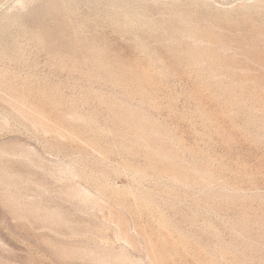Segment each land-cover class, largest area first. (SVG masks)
Segmentation results:
<instances>
[{"label":"rangeland","instance_id":"374dc122","mask_svg":"<svg viewBox=\"0 0 264 264\" xmlns=\"http://www.w3.org/2000/svg\"><path fill=\"white\" fill-rule=\"evenodd\" d=\"M0 24V264H264V0H0Z\"/></svg>","mask_w":264,"mask_h":264},{"label":"bare ground","instance_id":"6f19581e","mask_svg":"<svg viewBox=\"0 0 264 264\" xmlns=\"http://www.w3.org/2000/svg\"><path fill=\"white\" fill-rule=\"evenodd\" d=\"M55 1H57V0H55ZM51 2H52V1H51ZM53 2H54V0H53ZM59 2L62 3V1H59ZM59 2H58V3H59ZM55 3H57V2H55ZM61 3H60L59 5H61ZM64 5H65V4H64ZM48 6H50L49 3H48ZM54 6H55V4H54ZM52 7H53V6H52ZM55 7H56V6H55ZM55 7H54V8H55ZM60 7H63V6H60ZM44 8H45V7H44ZM46 9H48V8L46 7ZM49 9H51V8L49 7ZM51 10H52V9H51ZM60 10H61V9H60ZM53 11H54V10H53ZM44 12H46V14L49 13V11H46V10H45ZM55 12H56V9H55ZM59 12H60V11H59ZM50 13H51V11H50ZM52 13H53V12H52ZM57 14L59 15L58 12H57ZM52 15H53V14H52ZM63 15H64V14H63ZM63 15L61 14L62 18H64ZM56 16H57V15H56ZM61 16L59 15V17H61ZM65 17H66V15H65ZM67 20H68V18H67ZM59 21H60V20H59ZM63 21H65V20H63ZM63 21H62V22H63ZM38 22H40V20H39ZM65 22H66V21H65ZM67 22H68V21H67ZM40 23H41V22H40ZM70 24H71V23H70ZM0 25H1V24H0ZM7 25H8V24H7ZM39 25H43V24H38L37 26H39ZM64 25H65V24H64ZM45 26H46V25H45ZM66 26H67V25H66ZM68 26H69V24H68ZM5 27H6V26H4L3 28H5ZM43 27H44V26H43ZM47 27H48V26H47ZM45 28H46V27H45ZM0 29H1V28H0ZM37 29H38V28H37ZM40 29H41V28H40ZM42 29H43V28H42ZM65 29H66V28H65ZM43 30H44V29H43ZM0 31H1V30H0ZM5 31H6V30H5ZM41 31H42V30H40V33H41ZM47 31H48V30H47ZM70 31H72V30L70 29ZM70 31H68V32H70ZM78 31H79V30H78ZM259 31H260V30H259ZM1 32H2V31H1ZM44 32H45V31H44ZM44 32H43V33H44ZM2 33H4V31H3ZM75 33H77V32H75ZM191 33H192V32H191ZM36 34H37V32H36ZM44 34H45V33H44ZM44 34H43V35H44ZM47 34H48V33H46L45 35L48 36ZM70 35H72V34H70ZM0 36H2V35H0ZM50 36H52V35H50ZM77 36H79V35H77ZM80 36H81V35H80ZM36 37H37V36H36ZM36 37H35V38H36ZM72 37H73V36H72ZM82 38H84V37H82ZM257 38H258V37H257ZM0 39H1V38H0ZM44 39H45V38H44ZM69 39H71V38H69ZM72 39H73V38H72ZM253 39H254V38H253ZM255 39H256V38H255ZM40 40H41V39H40ZM48 40H49V39H48ZM77 40H78V38H77ZM82 40H83V39H82ZM216 40L219 41L218 38H217ZM1 41H2V40H1ZM43 41H44V40H43ZM251 41H252V40H251ZM13 42H14V41H13ZM40 42H41V41H40ZM48 42H49V41H48ZM48 42H46V43H48ZM44 43H45V42H44ZM44 43H43V44H44ZM49 43H50V42H49ZM49 43H48V44H49ZM51 43H52V42H51ZM76 43H78V42H76ZM223 43H224V42H223ZM251 43H252V42H251ZM41 44H42V43H41ZM52 44H53V43H52ZM79 44H80V43H79ZM83 44H84V43H83ZM92 44H93V43H92ZM195 44H198V43H195ZM254 45H255V44H254ZM50 46H51V45H50ZM90 46H91V43H90ZM93 46H94V45H93ZM205 46H206V47H205V53H206V52H209V51L206 50V48L209 47V48H208V50H209L211 46H209V45H208V47H207V45H205ZM252 46H253V45H252ZM15 47H16V46H15ZM77 47H78V46H77ZM80 47H81V45H80ZM193 47H194V46H193ZM263 47H264V46H263ZM85 48H86V47H85ZM90 48H92V46H91ZM190 48H191V47H190ZM196 48H197V47H195L194 51H196ZM198 48H199V47H198ZM200 48H201V46H200ZM202 48H203V46H202ZM255 48H256V47H255ZM74 49H75V47H74ZM95 49H97V48H95ZM259 49H260V48H259ZM78 50H79V48H78ZM78 50H77V51H78ZM81 50H82V48H81ZM87 50H88V49H87ZM192 50H193V49H192ZM197 50H198V49H197ZM200 50H201V49H200ZM190 51H191V50H190ZM190 51H189V52H190ZM202 51H203V50H201V52H202ZM255 51H256V50H255ZM67 52H68V51H67ZM83 52H85V50H84ZM92 52H93V51H92ZM191 52H192V51H191ZM196 52H197V51H196ZM201 52H199V54H202ZM210 52H211V50H210ZM210 52H209V53H210ZM262 52H263V51H262ZM81 53H82V52H81ZM95 53L97 54V52H95ZM98 53H99V51H98ZM194 53H195V52H194ZM194 53H193V54H194ZM209 53H208V54H209ZM212 53H213V52H212ZM59 54H60V53H59ZM72 54H73V53H72ZM72 54H71V55H72ZM82 54H83V53H82ZM191 54H192V53H191ZM193 54H192V55H193ZM6 55H7V54H6ZM83 55H84V54H83ZM83 55H82V56H83ZM203 55H206V57H207V54H203ZM209 55H211V53H210ZM214 55H215V54H214ZM76 56H78V55H76ZM99 56H100V55H99ZM190 56H191V55H190ZM200 56H201V55H200ZM211 56H212V55H211ZM215 56H216V55H215ZM215 56H213V57H211V58H212L213 60H215V59H214ZM0 57H1V55H0ZM60 57H61V56H60ZM60 57H59V58H60ZM65 57H66V56H65ZM86 57H87V56H86ZM92 57H93V56H92ZM92 57H91V58H92ZM195 57H197V56H195ZM202 57H203V56H202ZM202 57H201V58H202ZM206 57H205V58H206ZM3 58H4V57H3ZM88 58H89V57H88ZM91 58H90V59H91ZM98 58H99V57H98ZM207 58H208V57H207ZM216 58H217V57H216ZM61 59H62V58H61ZM84 59H86V58L84 57ZM195 59H196V58H195ZM195 59H194V61H197V62H199L200 60H202V59H198V60H199V61H198V60H195ZM212 59H211V60H212ZM218 59H219V57H218ZM62 60H63V59H62ZM65 60H66V59H65ZM76 60H77V59H76ZM81 60H82V58H81ZM81 60H80V61H81ZM96 60H97V59H96ZM100 60H101V59H99V61H100ZM206 60H209V59H206ZM259 60H260V59H259ZM69 61H71V58H70ZM202 61H203V60H202ZM216 61H217V60H216ZM219 61H220V60H219ZM62 62H64V60H63ZM72 62H74V59H73ZM72 62H71V63H72ZM90 62H91V61H90ZM188 62H190V60H189ZM214 62H215V61H214ZM74 63H76V62H74ZM77 63H78V62H77ZM79 63H80V62H79ZM81 63H82V61H81ZM83 63H84V62H83ZM86 63H87V62H86ZM104 63H105V62H104ZM104 63H103V64H104ZM190 63L194 65L193 61L190 62ZM203 63H206V62H203ZM215 63H216V62H215ZM217 63H218V62H217ZM93 64H95V63H93ZM191 64H190V65H191ZM198 64H199V63H198ZM71 65H72V64H71ZM74 65H75V64H74ZM81 65H82V64H81ZM195 65H196V63H195ZM200 65H201V64H200ZM202 65H203V64H202ZM207 65H208V64H207ZM65 66H67V64H66ZM79 66H80V65H79ZM103 66H104V65H103ZM196 66H197V65H196ZM204 66H205V65H204ZM215 66H216V65H215ZM74 67H75V66H74ZM100 67H101V66H100ZM194 67H195V66H194ZM209 67H210V66H209ZM212 67H214V66H212ZM205 68H206V67H205ZM2 69H3V68H2ZM64 69L67 70V68H65V67H64ZM71 69H72V68H71ZM74 69H75V68H74ZM76 69H77V68H76ZM84 69H85V68H84ZM98 69H99V68H98ZM103 69H104V68H103ZM125 69H126V68H125ZM136 69H137V68H136ZM136 69H135V70H136ZM216 69H218V68L216 67ZM4 70H5V69H4ZM77 70H78V69H77ZM109 70H110V69H109ZM112 70H113V69H112ZM129 70L131 71V69H129ZM138 70H139V69H138ZM143 70H144V69H143ZM206 70H208V69H206ZM210 70H211V69H210ZM214 70H215V69H214ZM214 70L212 69V71H214ZM218 70H219V69H218ZM81 71H82V70H81ZM107 71H108V70H107ZM119 71H120V70H119ZM212 71L210 72L211 74H212ZM215 71H217V70H215ZM215 71H214V72H215ZM4 72H5V71H4ZM85 72H86V71H85ZM97 72H98V71H97ZM104 72H106V71H104ZM131 72H132V71H131ZM139 72H140V71H139ZM147 72H148V71H147ZM207 72H209V71H207ZM214 72H213V73H214ZM87 73H88V72H87ZM91 73H92V72H91ZM115 73H116V72H115ZM135 73L138 74V72H135ZM215 73H216V72H215ZM217 73H218V72H217ZM0 74H1V73H0ZM2 74H3V73H2ZM78 74H79V73H78ZM100 74H101V73H100ZM118 74H119V73H118ZM125 74H126V73H125ZM140 74H141V73H140ZM142 74H143V73H142ZM206 74H207V73H206ZM4 75H5V74H4ZM83 75H85V74H83ZM95 75H96V74H95ZM98 75H99V74H98ZM98 75H97V76H98ZM104 75H105V74H104ZM112 75H113V73H112ZM129 75H130V74H128V76L125 75V78H126V76H127V78H128ZM135 75H136V74H135ZM138 75H139V74H138ZM138 75H137V76H138ZM143 75H144V74H143ZM149 75H150V74H149ZM209 75H210V74H209ZM212 75H213V74H212ZM1 76H2V75H1ZM1 76H0V77H1ZM117 76H118V75H117ZM131 76H132V75H131ZM139 76H140V75H139ZM210 76H211V75H210ZM115 77H116V76H115ZM142 77H143V76L141 75V78H142ZM145 77H146V76H145ZM213 77L215 78V75H213ZM2 78H3V77H2ZM93 78H94V77H93ZM106 78H107V77H106ZM4 79H5V77H4ZM12 79H13V78H12ZM107 79H108V78H107ZM109 79H111V78H109ZM138 79H139V78H138ZM217 79H218V77H217ZM134 80H135V79H134ZM212 80H213V79H212ZM22 81H23V80H22ZM115 81H116V80H115ZM138 81H139V80H138ZM140 81H141V80H140ZM121 82H122V81H121ZM135 82H136V81H135ZM1 83H2V81H1ZM16 83H17V82H16ZM108 83H109V81H108ZM118 83H119V82H118ZM5 84H6V82H5ZM20 84H21V83H20ZM24 84H25V83H24ZM111 84H112V83H111ZM113 85H114V84H113ZM8 86H9V85H8ZM116 86H117V85H116ZM224 87H225V86H224ZM229 87H230V86H229ZM229 87L226 86V88H228V89H229ZM0 88H1V86H0ZM5 88H6V87H5ZM15 88H16V87H15ZM230 88H231V87H230ZM38 89H39V88H38ZM228 89H225V90H228ZM16 90H17V89H16ZM226 92H227V91H226ZM232 92H233V89H232ZM21 93H22V92H21ZM96 93H97V92H96ZM227 93H228V95H229V92H227ZM230 93H231V92H230ZM126 94H127V93H126ZM26 95H27V94H26ZM97 95H98V93H97ZM101 95H102V94H101ZM128 95H129V94H128ZM230 95H232V94H230ZM0 96H1V95H0ZM2 96H3V95H2ZM6 96H7V95H6ZM9 96H10V95H9ZM30 96H31V95H30ZM234 96H237V94L234 95ZM20 97H21V96H20ZM229 97H230V96H229ZM1 98H2V97H1ZM237 98H239V97H237ZM237 98H236V101H237ZM102 99H103V98H102ZM231 99H233V98L231 97ZM234 99H235V98H234ZM234 99H233V100H234ZM7 100H8V98H7ZM106 100H107V99H106ZM103 101H105V100H103ZM109 101H110V100H109ZM234 101H235V100H234ZM10 102H11V101H10ZM29 102H30V101H29ZM105 102H107V101H105ZM113 102H114V101H113ZM113 102H112V104L115 105L116 102H115V104H114ZM237 102H238V101H237ZM20 104H21V102H20ZM39 104H40V102H39ZM107 104H109V103H107ZM112 104H111V105H112ZM122 104H124V102H122ZM12 105H13V104H12ZM117 105L120 106V107L123 106V105H119V103H118ZM14 106H16V105H13L12 107L14 108ZM118 106H117V107H118ZM25 107H26V106H25ZM31 107H32V106H31ZM31 107H30V109H31ZM110 107H111V106H110ZM112 107H113V106H112ZM0 108H1V106H0ZM4 108H5V106H4ZM20 108H21V107H20ZM26 108H27V107H26ZM34 108H35V106H34ZM5 109H6V108H5ZM8 109H9V108H8ZM16 109L18 110V108H16ZM122 109H123V111L125 110L124 108H122ZM122 109L119 110V108H118L119 111H122ZM126 109H128V108H126ZM135 109H136V108H135ZM2 110H3V109H2ZM17 110H16V111H17ZM20 110H21V109H20ZM31 110H32V109H31ZM35 110H36V109H35ZM113 110H114V108H113ZM137 110H138V109H137ZM5 111H6V110H5ZM33 111H34V110H33ZM119 111H118V112H119ZM6 112H7V111H6ZM8 112H9V111H8ZM21 112H23V110H22ZM21 112L19 111L18 113L21 114ZM40 112H41V111H40ZM44 112H45V111H44ZM127 112H129V111H126L125 113H127ZM130 112H133L132 109H131ZM130 112H129V113H130ZM139 112H141V111L139 110ZM11 113H12V112H11ZM38 113H39V110H38ZM38 113H37V114H38ZM133 113H135V110H134ZM136 113H137V112H136ZM8 114H9V113H8ZM8 114H7V115H8ZM27 114H28V113H27ZM117 114H121V112H120V113H117ZM123 114H124V113H123ZM127 114H128V113H127ZM127 114H125V115H127ZM130 114H131V113H130ZM141 114H142V113H141ZM9 115H10V114H9ZM9 115H8V116H9ZM31 115H32V114H31ZM131 115H132V114H131ZM135 115H136V114H134L133 116L136 117ZM22 116H23V115H22ZM41 116H42V115H41ZM117 116L119 117V119H120V117H122V116L124 117V115H122V116L117 115ZM12 117H13V116H12ZM28 117H29V115H28ZM35 117H36V116H35ZM46 117H47V116H46ZM123 117H122V118H123ZM127 117H128V116H127ZM137 117H144V116H138V115H137ZM137 117H136V119H137ZM7 118H8V117H7ZM14 118H15V117H14ZM124 118H126V117H124ZM128 118H130V117H128ZM16 119H17V118H16ZM30 119H32V118H30ZM34 119H35V118H34ZM45 119H47V118H45ZM130 119H131V118H130ZM130 119H129V120H130ZM132 119H133V117H132ZM138 119H140V118H138ZM2 120H3V119H2ZM2 120H1V121H2ZM4 120H5V119H4ZM26 120H27V119H26ZM127 120H128V119H127ZM133 120H134V119H133ZM133 120H132V122H133ZM144 120H145V121H146V120L148 121L147 118L144 119ZM29 121H30V120H29ZM35 121H36V120H35ZM39 121L43 122L42 120H39ZM48 121H49V120H48ZM51 121H52V120H51ZM51 121H50V122H51ZM122 121H124V120H122ZM125 121H126V119H125ZM130 121H131V120H130ZM134 121H135V120H134ZM140 121H141V120H140ZM150 121H151V120H149L148 122H150ZM5 122H6V121H5ZM30 122H32V121H30ZM151 122H153V121H151ZM25 123H26V122H25ZM127 123H128V122H127ZM127 123H126V125L129 124V123H128V124H127ZM133 123H135V122H133ZM142 123H143V122H142ZM2 124H3V123H2ZM23 124H24V123H23ZM47 124H48V123H47ZM52 124H53V123H52ZM54 124H56V123H54ZM144 124H145V123H144ZM27 125H28V124H27ZM43 125H44V123H43ZM134 125H135V124H134ZM137 125H138V124H137ZM137 125H136V126H137ZM140 125H141V122H140ZM147 125H149V124H147ZM147 125L145 124L146 127H147ZM153 125H154V127H155L154 122H153ZM153 125L151 126V129H152ZM29 126H30V125H29ZM33 126H35V125L33 124ZM44 126H45V125H44ZM61 126H62V125H61ZM35 127H36V126H35ZM41 127H42V124H41ZM45 127H46V126H45ZM58 127H59V125H58ZM130 127H131V126H130ZM134 127H135V126H134ZM31 128H32V127H31ZM36 128H37V127H36ZM49 128H50V127H49ZM60 128H61V127H60ZM132 128H133V126H132ZM142 128H144V126H142ZM44 129H45V128H44ZM62 129H63V128H62ZM154 129H156V128H154ZM32 130H33V129H32ZM136 130H138V126H137ZM143 130H144V129H143ZM145 130H148V129L146 128ZM149 130H150V129H149ZM149 130H148V131H149ZM38 131H39V129H38ZM45 131H46V129L44 130V132H45ZM56 131H57V129H56ZM58 131H59V129H58ZM64 131H66V130L64 129ZM141 131H142V130H141ZM141 131L138 130V131H136V132H138V134L140 135V134L142 133ZM150 131H154V130L152 129V130H150ZM50 132H51V131H50ZM139 132H141V133H139ZM145 132H146V131H145ZM156 132H157V130H156ZM38 133H39V132H38ZM59 133H60V132H59ZM64 133H65V132H64ZM64 133H63V134H64ZM70 133H71V132H70ZM55 134H56V133H55ZM68 134H69V133H68ZM71 134H72V133H71ZM138 134H137V135H138ZM149 134H150V132H149ZM149 134H148V135H149ZM153 134H154V133H153ZM157 134H158V133H157ZM59 135H60V134H59ZM145 135H147V134L145 133ZM148 135H147V137H148ZM150 135H151V134H150ZM152 136H155V134L152 135ZM157 136H158V135H157ZM144 138H145V137H144ZM144 138H143V139H144ZM149 138H150V137H149ZM152 138H154V137H152ZM157 138H159V137H157ZM147 139H148V138H147ZM139 140H141V139L139 138ZM149 140L152 141L153 139L151 140V138H150ZM157 141H158V140H157ZM157 141H156V143H157ZM140 142H142V141H140ZM153 142H154V141H153ZM158 142H159V141H158ZM1 143H2V142H0V144H1ZM59 143H60V142H59ZM145 143H146V142H145ZM147 143H149L148 140H147ZM150 143H151V142H150ZM141 144H142V143H141ZM152 144H154V143H152ZM155 145H156V144H155ZM157 145H158V143H157ZM143 146H144V145H143ZM14 147H15V146H14ZM83 147H84V146H83ZM148 147H149V146H148ZM155 147H156V146H155ZM157 147H159V146H157ZM85 148H86V147H85ZM92 148H93V147H92ZM150 148H151V147H150ZM152 148H153V149H156V148H154V147H152ZM162 148H163V147H162ZM2 149H3V146H2ZM4 149H5V148H4ZM14 149H15V148H14ZM14 149H12V150L14 151ZM79 149H80V148H79ZM82 149H84V148H82ZM16 150H17V149H16ZM147 150H148V152H149L151 149H150V150L147 149ZM159 150H160V148H159L157 151H159ZM2 151H3V150H2ZM4 151H5V150H4ZM7 151H8V149H7ZM17 151H18V150H17ZM80 151H81V150H80ZM86 151H87V150H86ZM152 151H153V150H152ZM152 151H151V153H152ZM154 151H156V150H154ZM157 151H156V152H157ZM161 151H162V150H161ZM18 152H19V151H18ZM78 152H79V151H78ZM159 152H160V151H159ZM168 152H170V151H168ZM168 152H167V153H168ZM5 153H6V152H5ZM9 153H10V151L7 152L6 154H9ZM83 153H84V152H83ZM87 153H88V152H87ZM87 153H85V155H86ZM89 153H90V152H89ZM153 153H154V152H153ZM162 153H163V151H162ZM162 153H161V154H162ZM172 153H173V152H172ZM0 154H1V153H0ZM3 154H4V153H3ZM77 154H78V153H77ZM157 154H158V153H157ZM161 154H158V155L160 156ZM164 154H165V151H164ZM174 154H175V153H174ZM151 155H152V154H151ZM167 155H168V154H167ZM169 155H171V154H169ZM169 155H168V156H169ZM176 155H177V154H176ZM75 156H76V155H75ZM78 156H79V155H78ZM154 156H155V155H154ZM154 156H153V158H154ZM162 156H163V155H162ZM168 156H167V157H168ZM171 156H172V155H171ZM171 156H170V157H171ZM3 157H4V156H3ZM73 157H74V155H73ZM75 159H76V158H75ZM75 159H74V160H75ZM83 159H84V158H83ZM88 159H89V158H88ZM0 160H1V159H0ZM81 160H82V159H81ZM75 161H76V160H75ZM83 161H84V160H82V162H83ZM168 161H170V159H169ZM172 161L175 162L174 159H171L170 162H172ZM176 161H178V162L181 164V162H180L178 159H177ZM181 161H182V160H181ZM37 162H39V161H37ZM77 162H78V161H77ZM96 162H97V161H96ZM170 162H169V163H170ZM174 162H173V163H174ZM83 163H84V162H83ZM176 163H177V162H176ZM87 164H88V163H87ZM92 164H93V163H92ZM171 164H172V163H171ZM174 164H175V163H174ZM39 165H40V164H39ZM89 165H90V164H89ZM177 165H178V164H177ZM3 166H4V164H3ZM6 166H7V165H6ZM6 166H5V167H6ZM45 166H46V165H45ZM93 166H94V165H93ZM171 166L173 167V165H171ZM178 166H179V165H178ZM178 166H176V167H178ZM0 167H1V166H0ZM67 167H68V166H67ZM94 167H96V165H95ZM3 168H4V167H3ZM3 168L1 167V169H3ZM10 168H11V167H10ZM60 168H62V166H61ZM68 168H70V167H68ZM100 168H101V167H100ZM174 168H175V166H174ZM11 169H12V168H11ZM172 169H173V168H172ZM4 170H6V169H3V171H4ZM7 170H8V169H7ZM58 170H59V169H58ZM64 170H66L65 167H64ZM100 170H101V169H100ZM104 170H105V169H104ZM205 170H207V169H205ZM205 170H204V171H205ZM0 171H2V170H0ZM11 171H12V170H11ZM61 171H62V170H61ZM70 171H71V170H70ZM180 171H181V170H180ZM180 171H178V172H180ZM182 171H183V170H182ZM5 172H6V171H4V173H5ZM9 172H10V171H9ZM66 172H68V171H66ZM101 172H104V171H101ZM173 172H174V171H173ZM194 172H195V171H194ZM197 172H198V171H197ZM197 172H196V173H197ZM199 172H200V171H199ZM199 172H198V174H199ZM205 172H206V171H205ZM6 173H7V172H6ZM18 173H19V172H18ZM62 173H63V172H62ZM175 173H176V172H175ZM186 173L188 174L189 172L186 170ZM196 173H195V174H196ZM11 174H15V173H11ZM104 174H106V173L104 172ZM170 174H171V173H170ZM172 174H173V173H172ZM176 174H177V173H176ZM180 174H181V172H180L178 175L180 176ZM184 174H185V172H184ZM184 174H182V175H184ZM195 174H194V175H195ZM204 174H205V173H204ZM209 174H210V173H209ZM9 175H10V173H9ZM173 175H175V174H173ZM200 175H202V174H200ZM16 176H18V175L16 174ZM175 176L177 177V175H175ZM185 176H187V175H185ZM185 176H184V178H185ZM195 176H197V175H195ZM202 176H203V175H202ZM206 176H208V174L205 175L204 177L206 178ZM209 176H210V175H209ZM209 176H208V177H209ZM8 177H9V176H8ZM8 177H7V178H8ZM10 177H11V175H10ZM10 177H9V178H10ZM180 177H181V176H180ZM0 178H1V177H0ZM4 178H5V177H3V179L1 178V179L3 180V182H4V180H5ZM13 178H15L14 175H13V177L10 178V179H13ZM188 178H190V177L188 176ZM188 178H186V181L188 180ZM182 179H183V176H182ZM190 179H191V178H190ZM208 179H210V178H208ZM15 180H16V179H15ZM183 180H184V179H183ZM8 181H9V180H8ZM8 181H7V183H10V182H8ZM12 181H13V180H12ZM16 181H17V180H16ZM180 181H181V180H180ZM188 181H190V180H188ZM0 182H1V181H0ZM205 182H206V181H205ZM207 182H208V181H207ZM5 183H6V181H5ZM5 183H4V184H5ZM186 183H187V182H186ZM0 184H1V183H0ZM2 184H3V183H2ZM11 184H12V182H11ZM72 187H73V186H72ZM77 187H78V186H77ZM63 188H64V187H63ZM67 188H68V187H67ZM67 188H66V189H67ZM74 188L76 189V186H75ZM79 188H80V186H79ZM75 189H74V190H75ZM83 189H84V187H83ZM69 190H71V188H69ZM74 190H71V191H73L72 193H74ZM85 190H87V189H85ZM167 190H168V189H167ZM167 190H166V191H167ZM64 191H65V190H63V192H64ZM79 191H80V190H79ZM83 191H84V190H83ZM61 192H62V191H61ZM63 192H62V193H63ZM77 192H78V191H77ZM80 192H81V191H80ZM172 192H173V191H172ZM64 193H65V192H64ZM72 193H71V194H72ZM86 193H87V191H86ZM86 193H85V194H86ZM65 194L68 195L67 193H65ZM78 194H80V193H78ZM78 194H76V196H77ZM81 194L83 195V192H81ZM87 194H88V193H87ZM89 194H90V193H89ZM72 195H73V194H72ZM211 195H212V194H211ZM213 196H214V195H213ZM218 196H219V195H218ZM228 196H229V195H228ZM237 196H238V195H237ZM12 197H13V195H12ZM14 197H15V195H14ZM17 197H18V196H17ZM69 197H70V195H69ZM81 197H82V196H81ZM83 197H84V195H83ZM88 197H89V196H88ZM219 197H220V196H219ZM223 197H224V195H223ZM226 197H227V196H226ZM234 197H235V195H234ZM224 198H225V197H224ZM227 198H228V197H227ZM229 198H230V196H229ZM87 199H88V198H87ZM89 199H91V198H89ZM233 199H234V198H233ZM7 200H8V199H7ZM16 200L19 202V200H18L17 198H16ZM84 200H85V199H84ZM212 200H213V199H212ZM223 200H224V199H223ZM13 201H14V200H13ZM17 201H16V202H17ZM89 201H90V200H89ZM89 201H88V202H89ZM215 201H216V200H215ZM217 201H218V200H217ZM8 202L10 203V201H8ZM18 202H17V203H18ZM20 202H21V199H20ZM92 202H93V201H92ZM213 202H214V201H213ZM12 203H13V202H12ZM216 203H217V202H216ZM14 204H15V203H14ZM20 204H22V203H20ZM15 205H16V204H15ZM17 205H18V204H17ZM27 205H28V204H26V206H27ZM34 205H35V204H34ZM9 206H10V205H9ZM22 206H23V204H22ZM29 206H30V205H29ZM29 206H27V207H29ZM24 207H25V206H24ZM36 207H38V206L36 205ZM36 207L31 208L32 212H35L34 208H36ZM13 208H14V207H13ZM15 208H17V207L15 206ZM29 208H30V207H29ZM21 209H23V207H22ZM37 209H38V208H37ZM37 209H36V210H37ZM23 210H24V209H23ZM23 210H22V211H23ZM26 210H27V209H26ZM31 210H30V211H31ZM33 210H34V211H33ZM43 210H44V209H43ZM12 211L17 213V209H16V211H14V210H12ZM18 211H19V210H18ZM40 211L42 212V209H40ZM44 211H46V210H44ZM50 211H51V210H50ZM50 211H48V212L50 213ZM54 211H55V210H54ZM19 212H20V211H19ZM36 212H37V211H36ZM58 212H59V211H58ZM38 213H39V212H38ZM38 213H37V215H38ZM56 213H57V212H56ZM59 213H60V212H59ZM243 213H244V212H243ZM26 214H28V213L26 212ZM31 214H32V213H31ZM33 214H34V216H35L36 213H33ZM43 214H44V213H43ZM46 214L49 215V214L47 213V211H46ZM37 215H36V216H37ZM52 215H53V214H51V216H52ZM61 215H62V214H61ZM61 215H60V216H61ZM245 215H246V213H245ZM252 215H253V214H252ZM254 215H255V214H254ZM18 216H20V215H18ZM22 216H24V215H22ZM26 216H27V215H26ZM40 216H41V215H40ZM40 216H39V217H40ZM51 216H49L48 218H50ZM53 216H54V215H53ZM53 216H52L51 218H54ZM55 216H56V217H55L56 220H58V219L60 218L59 214H58V217H59V218H57V215H55ZM32 217H33V216H32ZM63 217H65V216H63ZM63 217H61V218H63ZM241 217H242V216H241ZM34 218H35V217H34ZM51 218H50V219H51ZM61 218H60L59 220H61ZM249 218H250V217H249ZM260 218H261V217H260ZM36 219H37V218H36ZM236 219H237V218H236ZM238 219H239V218H238ZM238 219H237V220H238ZM240 219H241V218H240ZM261 219H262V218H261ZM54 220H55V219H54ZM56 220H55V221H56ZM65 220H66V219H65ZM67 220H69V219H67ZM247 220H248V219H247ZM254 220H255V219H254ZM61 221H62V220H61ZM63 221H64V218H63ZM234 221H235V220H234ZM256 221H257V219H256ZM259 221H260V220H259ZM53 222H54V221H53ZM56 222H57V221H56ZM59 222H60V221H59ZM69 222H70V221H69ZM243 222H244V220H243ZM246 222H247V221H246ZM249 222H251V221H249ZM235 224H237V223H235ZM244 224H245V223H244ZM252 224H253V223H252ZM241 226H242V225H241ZM258 227H259V226H258ZM250 229H251V228H250ZM240 230H241V228H240ZM242 230H243V229H242ZM248 230H249V229H248ZM261 230H262V229H261ZM244 231H245V230H244ZM263 231H264V230H262L261 232H263ZM122 232H123V231H122ZM249 232H251V231H249ZM240 233L242 234L243 231L240 232ZM251 233H252V232H251ZM125 234H126V233H125ZM212 234H215V232L213 231ZM243 234H244V233H243ZM243 234H242V235H243ZM262 234H264V233H262ZM126 235H127V234H126ZM216 235H218V234H216ZM119 236H120V235H119ZM214 237H215V235H214ZM246 237H247V236H246ZM249 237H251V236H249ZM123 239H124V237H123ZM126 239H127V238H126ZM217 240H218V239H217ZM220 240H221V239H220ZM218 243H219V242H218ZM220 243H221V242H220ZM221 244H222V243H221ZM228 244H230V243H228ZM223 245H225V244L223 243ZM226 245H227V244H226ZM231 246H232V245H231ZM214 247H215V246H214ZM216 247H217V245H216ZM224 247H226V246H224ZM229 248H230V247H229ZM229 248H228V249H229ZM232 248H233V247H232ZM211 249H212V248H211ZM214 249H215V248H214ZM214 249H213V250H214ZM105 250H106V249H105ZM230 250H231V248H230ZM235 250H236V249H235ZM226 251H227V250H226ZM226 251H225V252H226ZM236 251H238V250H236ZM209 252H210V251H209ZM230 252H231V251H230ZM234 252H235V251H234ZM234 252H233V253H234ZM242 252H243V251H242ZM106 253H107V252H106ZM227 253H228V252H227ZM233 253H232V254H233ZM108 254H109V253H108ZM120 254H121V253H120ZM211 254H212V253H211ZM221 254H222V252H221ZM235 254H236V253H235ZM100 255H102L101 258H104V257H103L104 254H100ZM100 255L97 257L98 259H100ZM105 255H106V254H105ZM113 255H114V254H113ZM116 255H119V254H116ZM116 255H115L114 257H116ZM124 255H125V254H124ZM209 255H210V254H209ZM223 255H224V254H223ZM238 255H240V253H239ZM109 256H111V255H109ZM109 256H108V257H109ZM212 256H213V255H212ZM217 256H218V255H217ZM228 256H229V255H228ZM241 256H242V254H241ZM244 256H245V255H243V257H244ZM106 257H107V255H106ZM108 257H107V258H108ZM114 257H110L111 259H113V262H114V260H115ZM214 257H215V256H214ZM222 257H223V256H222ZM233 257H234V256H233ZM236 257H237V256H236ZM117 258H118V259H119V258H122V259H123L122 256L117 257ZM209 258H210V257H209ZM231 258H232V257H231ZM105 259H106V258H105ZM118 259H117V260H118ZM219 259H220V258H219ZM219 259H218V260H219ZM234 259L236 260L237 258H234ZM238 259H239V258H238ZM238 259H237V260H238ZM120 260H121V259H120ZM221 260H222V259H221ZM106 261H107V260H106ZM106 261L100 259L98 262H99V264H105ZM108 261H109V264H111V263H110L111 260H110L109 258H108ZM121 261L123 262V261H126V260L123 259V260H121ZM214 261H215V259H214ZM216 261H217V260H216ZM226 261H227V259H226ZM229 261H230V260H229ZM248 261H250V260H248ZM111 262H112V261H111ZM113 262H112V264H113ZM118 262H120V261L118 260ZM210 262H211V261H210ZM217 262H218V261H217ZM217 262H216V263H217ZM222 262H223V261H222ZM240 262H241V261H240ZM115 263H117V262H115ZM115 263H114V264H115ZM207 263H208V262H207ZM247 263H248V262H247ZM250 263H251V262H250ZM118 264H120V263H118ZM123 264H125V263H123ZM241 264H242V263H241ZM244 264H245V262H244Z\"/></svg>","mask_w":264,"mask_h":264}]
</instances>
